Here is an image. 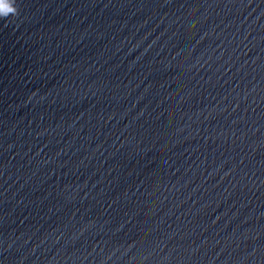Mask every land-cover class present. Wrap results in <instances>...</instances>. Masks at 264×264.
I'll return each mask as SVG.
<instances>
[{
  "label": "water",
  "instance_id": "1",
  "mask_svg": "<svg viewBox=\"0 0 264 264\" xmlns=\"http://www.w3.org/2000/svg\"><path fill=\"white\" fill-rule=\"evenodd\" d=\"M17 5L0 264H264V0Z\"/></svg>",
  "mask_w": 264,
  "mask_h": 264
},
{
  "label": "clouds",
  "instance_id": "2",
  "mask_svg": "<svg viewBox=\"0 0 264 264\" xmlns=\"http://www.w3.org/2000/svg\"><path fill=\"white\" fill-rule=\"evenodd\" d=\"M19 7L17 5V0H12V8L10 12H6L4 10H0V19H6L9 16H18L19 15Z\"/></svg>",
  "mask_w": 264,
  "mask_h": 264
},
{
  "label": "snow or ice",
  "instance_id": "3",
  "mask_svg": "<svg viewBox=\"0 0 264 264\" xmlns=\"http://www.w3.org/2000/svg\"><path fill=\"white\" fill-rule=\"evenodd\" d=\"M0 10H7L5 0H0Z\"/></svg>",
  "mask_w": 264,
  "mask_h": 264
}]
</instances>
